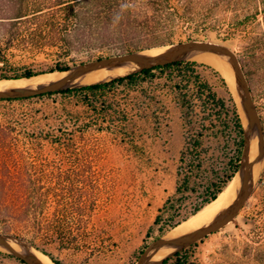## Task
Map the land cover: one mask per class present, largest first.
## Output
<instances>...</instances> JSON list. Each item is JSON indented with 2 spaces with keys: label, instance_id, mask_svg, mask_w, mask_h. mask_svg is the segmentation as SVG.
I'll list each match as a JSON object with an SVG mask.
<instances>
[{
  "label": "rangeland",
  "instance_id": "obj_1",
  "mask_svg": "<svg viewBox=\"0 0 264 264\" xmlns=\"http://www.w3.org/2000/svg\"><path fill=\"white\" fill-rule=\"evenodd\" d=\"M34 1L0 0V58L6 57L12 69L44 72L62 64L71 67L66 72H72L105 57L133 52H123L118 44L98 38L102 34L93 26L91 31L97 39L86 35L81 46L62 45L65 25L69 30L75 28L73 17L62 8L44 6L43 17L38 18L33 14ZM173 5L178 12L169 27L160 38L144 37L142 45L159 39L170 43L156 48L193 41L229 47L239 56L264 123V0H173ZM19 13L28 16L14 18ZM145 50L151 49L134 52ZM177 61L198 63L203 79L219 96L228 97L230 93L241 116L245 92L238 81L242 88L238 91L240 102L215 67L189 58ZM88 85L94 84L69 82L61 91ZM169 85L166 80H158L147 87L146 93L130 96L120 90L114 103L119 113L113 116L88 110L68 92L0 101L3 120L28 123L27 130L18 124L8 140L16 150L12 178L26 180L34 189L42 187L43 202L32 199L31 212L45 218V231L58 233L37 238L48 256L61 264H139L152 243L194 216L199 202L196 194H186L181 204L175 200L174 209L165 208L168 199L176 198L185 145L181 108ZM11 95L23 98L20 93ZM103 119L114 121L102 126L94 122ZM242 122L245 143L238 173L243 169L248 143V127ZM86 123L91 125L88 130ZM39 127L51 132L48 140L33 138ZM232 210L208 226L225 219ZM158 216L161 220L156 225ZM71 232L74 237L68 236ZM7 236L36 248L28 238ZM184 251L189 253L188 264H264V158L261 175L239 215L222 229L177 252ZM0 253V264H24L12 252Z\"/></svg>",
  "mask_w": 264,
  "mask_h": 264
},
{
  "label": "trees",
  "instance_id": "obj_2",
  "mask_svg": "<svg viewBox=\"0 0 264 264\" xmlns=\"http://www.w3.org/2000/svg\"><path fill=\"white\" fill-rule=\"evenodd\" d=\"M33 4V14L38 18L43 17L44 6L48 9L62 8L68 16L73 17L75 28L69 30L65 23L66 35L62 38V45L81 46L88 35V38L98 37L106 42L118 44L123 52L153 49L169 44L170 41L157 39L142 45V40L148 35H157V38H160L162 32L169 27L171 18L178 12L173 0H36ZM76 7L79 9L76 10ZM24 16L28 14L19 13L14 18ZM91 26L102 35L96 37L95 32L91 31ZM0 64V80L32 78L46 73L66 72L71 68L69 65L57 64L44 72L32 69L21 71L12 69V64L6 57L0 58ZM198 68L199 64L196 62L176 61L131 73L110 82L36 97L68 92L80 99L88 110L96 113L102 111L113 116L119 113L114 103L120 90L128 92L127 96H130V93H146L147 87H153L158 80H166L181 108L185 145L178 168L176 198L168 199L165 208L174 209L175 200L181 204L186 194H196V201L199 202L192 212V215H195L215 201L235 178L241 167L245 143V128L233 97L230 93L228 97L219 96L214 87L203 79ZM24 99L28 98L8 97L0 98V101L13 102ZM123 114L126 115L125 112ZM113 121L103 119L101 123L100 120L94 122H99L102 126ZM18 124L27 130L28 123H19L13 119L3 120L0 116V231L7 235L28 238L32 245L46 254L36 241L52 234L56 236L58 233L45 231V218L31 212L32 199L43 202L42 187L34 189L26 180L17 182L12 178V162L16 159V150L13 148L14 144L8 140L17 130ZM90 127V123H86L85 130ZM50 133L39 127L37 131L34 130L33 138L48 140ZM58 139L54 138V142L61 144ZM224 159L227 160L226 163ZM24 175L22 173V176ZM160 220L161 216H158L155 224L158 225ZM69 235L75 236L72 232ZM173 256L166 258L161 264L189 263L188 251L177 252ZM50 257L56 264H61ZM18 260L27 264L22 259Z\"/></svg>",
  "mask_w": 264,
  "mask_h": 264
},
{
  "label": "bare ground",
  "instance_id": "obj_3",
  "mask_svg": "<svg viewBox=\"0 0 264 264\" xmlns=\"http://www.w3.org/2000/svg\"><path fill=\"white\" fill-rule=\"evenodd\" d=\"M177 51V47L155 48L145 50L141 54L150 58H156L155 61L146 64L134 62H120L99 67L93 71L83 73L72 79L70 82L79 84H95L115 78L116 76H127L131 73L142 71L147 65L156 63L157 60L165 59L169 53ZM182 58L194 59L215 67L227 81L229 88L233 92L236 100L240 102L238 91L242 89L237 84L233 60L230 56L217 52H188L181 56ZM77 69L72 72H53L41 74L32 78H23L18 80H0V93H15L23 90H37L65 79L66 77L77 73ZM240 112L245 126L248 127V117L240 103ZM259 134L257 131L248 132V148L246 151L243 169L233 179L230 185L222 192L219 197L211 204L203 208L200 212L183 222L172 232L166 234L164 239L173 240L188 233L194 232L205 226L211 225L224 214L228 213L240 201L243 190L246 187L249 191L256 185L263 166V159L256 164L255 161L259 155ZM223 218V217H222ZM10 246L21 255L31 259L35 264H54L52 259L45 253L36 248L18 241L13 237H5ZM180 247L164 245L158 249L151 250L143 258L140 264H158L159 261L171 257ZM185 249V248H184ZM0 251H9L8 247L0 244Z\"/></svg>",
  "mask_w": 264,
  "mask_h": 264
},
{
  "label": "water",
  "instance_id": "obj_4",
  "mask_svg": "<svg viewBox=\"0 0 264 264\" xmlns=\"http://www.w3.org/2000/svg\"><path fill=\"white\" fill-rule=\"evenodd\" d=\"M177 51L174 53H169L165 56V59L163 60H157L156 63L152 65H147L144 69L155 67V66H160V65H166L169 63H173L177 61L183 54H186L188 52H193V51H202V52H217V53H223L228 56H230L233 60V65H234V71L236 73V77L238 78V83L239 85L242 86L244 89L245 94L242 95V104L244 107V110L247 114L248 117V130L247 132H252L257 129L259 133V155L255 161L254 164H256L259 160L264 158V123L263 119L259 113L258 108L256 107L254 97H253V92L252 88L249 82V79L246 75V72L244 70V67L239 59V56L232 51L229 47L224 46V45H217V44H210V43H204V42H198V41H193L189 43H184L180 44L177 46ZM142 52H126L122 54H117L113 55L110 57H105L102 59H99L89 65H82L79 68H77V73L70 75L66 77L65 79L58 81L56 83L50 84L48 86L41 87L37 90L31 91V90H23L21 92H15V93H20L21 97L24 98H29V97H36L39 95H45L48 93H56L61 91L72 79L75 77L87 73L90 71H93L99 67H103L105 65L109 64H117L120 62H134L138 64H146L148 62L155 61L156 58H150L147 56H144L141 54ZM143 69V70H144ZM8 97H16L15 95L7 94V93H0V98H8ZM248 143H247V148H248ZM246 156V154H245ZM250 195V191L245 187L243 190V194L241 196L240 201L237 203L235 208L232 210V212L223 220L220 222L216 223L213 226H207L204 228L199 229L197 232L193 234H187L183 235L179 238L173 239V240H167L164 238L156 240L152 245L148 248V252L151 250L158 249L164 245H172L176 247H180L182 249L185 246H190L199 240L205 238L206 236L215 233L216 231L222 229L225 227L227 224H229L231 221H233L240 213L242 210L243 206L245 205L246 201L248 200ZM7 235L0 233V244L8 247L10 249V252H12L16 257L19 259H22L25 261L27 264H35L31 261V259L21 255L20 253L16 252L8 243V241L5 239ZM145 254V256L147 255ZM143 260V258L140 260ZM165 260V259H163ZM161 260L160 262L162 263ZM53 261V260H52ZM54 264H56L53 261ZM139 263V264H140Z\"/></svg>",
  "mask_w": 264,
  "mask_h": 264
}]
</instances>
